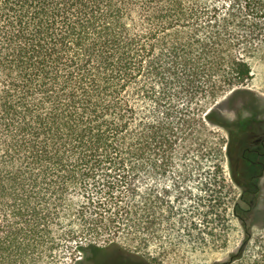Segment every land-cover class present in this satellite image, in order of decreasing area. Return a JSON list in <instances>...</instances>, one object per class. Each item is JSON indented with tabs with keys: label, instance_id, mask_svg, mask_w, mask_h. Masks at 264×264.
<instances>
[{
	"label": "trees",
	"instance_id": "16d2710c",
	"mask_svg": "<svg viewBox=\"0 0 264 264\" xmlns=\"http://www.w3.org/2000/svg\"><path fill=\"white\" fill-rule=\"evenodd\" d=\"M263 46L264 0H0V264L98 250L78 233L147 250L154 174L184 165L194 121L244 124L205 107Z\"/></svg>",
	"mask_w": 264,
	"mask_h": 264
},
{
	"label": "rangeland",
	"instance_id": "374dc122",
	"mask_svg": "<svg viewBox=\"0 0 264 264\" xmlns=\"http://www.w3.org/2000/svg\"><path fill=\"white\" fill-rule=\"evenodd\" d=\"M250 65L252 79L247 86L226 94L205 110L214 107L224 119L233 121L236 115L251 117L248 106L254 100L264 106V46L250 60ZM194 122V137L175 148L176 153L187 152L184 165L175 163L167 173L154 174L156 228L154 233H136L153 237L147 250L129 240L134 234L127 233H117V236L99 233L94 237L78 233L84 236H80L81 243L93 240L98 249L109 248L108 254L121 251L140 264H262L264 172L256 182L257 200L247 195L241 198L245 190H253L249 181L259 174L258 158L236 156L233 138L225 130ZM219 164L220 170L215 168ZM222 180L226 188L221 192ZM242 201H246V206ZM179 210L184 213V233L183 230L177 233L180 227L176 221L180 215L175 214ZM113 239L116 242H112ZM153 255L155 260H152ZM88 256L89 253L72 250L65 261L73 264L78 260V264H86ZM97 264L117 262L103 255Z\"/></svg>",
	"mask_w": 264,
	"mask_h": 264
},
{
	"label": "flooded vegetation",
	"instance_id": "af4514ba",
	"mask_svg": "<svg viewBox=\"0 0 264 264\" xmlns=\"http://www.w3.org/2000/svg\"><path fill=\"white\" fill-rule=\"evenodd\" d=\"M254 97L253 95H251ZM251 117L244 118L236 115L234 121H244V124H237L233 130V146L235 149V155L242 158H258L256 166L259 168V174L251 177L249 185L253 190H245L241 195H247L251 199L257 200V181L261 179L260 175L264 172V106L259 101H253L248 106ZM263 190L264 187L261 186ZM109 248H102L90 252V256L86 258V264H97L100 257L106 255L112 257L117 264H140L134 263L131 260V256L122 253L121 251H114L112 254H108L106 250Z\"/></svg>",
	"mask_w": 264,
	"mask_h": 264
},
{
	"label": "water",
	"instance_id": "95a60500",
	"mask_svg": "<svg viewBox=\"0 0 264 264\" xmlns=\"http://www.w3.org/2000/svg\"><path fill=\"white\" fill-rule=\"evenodd\" d=\"M234 91H231L229 94L233 93Z\"/></svg>",
	"mask_w": 264,
	"mask_h": 264
}]
</instances>
